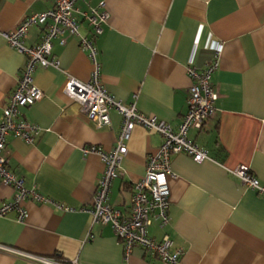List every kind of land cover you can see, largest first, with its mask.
I'll return each mask as SVG.
<instances>
[{
  "label": "crops",
  "instance_id": "crops-1",
  "mask_svg": "<svg viewBox=\"0 0 264 264\" xmlns=\"http://www.w3.org/2000/svg\"><path fill=\"white\" fill-rule=\"evenodd\" d=\"M54 7L53 0H0V31L10 32L27 16ZM80 36L90 27L80 13L105 12L107 20L94 39L103 88L124 106L165 122L176 130L187 112L191 80L188 66L199 72L215 59L210 83L215 113L188 138L208 159L194 162L186 154L170 156L167 179L168 224L152 222L149 237L167 236L181 250L177 264H264V194L240 184L228 170L246 166L264 185V0H78ZM39 26L31 27L23 45L36 46ZM52 41V57L61 71L37 68L32 81L43 98L21 111L39 133L28 144L6 138L7 167L27 190L76 209H89L103 164L83 149L109 151L120 116L96 128L63 94L66 75L87 82L91 61L68 34ZM25 55L0 39V117L21 77ZM162 138L135 127L121 161L122 176L112 182L109 203L123 216L130 212L133 183L143 177L150 155ZM13 191L0 184V203ZM25 218L11 211L0 217V245L41 257L77 264H166L134 247L125 260L121 242L108 225L92 224L87 211L61 212L50 203H23ZM0 264H31L0 251Z\"/></svg>",
  "mask_w": 264,
  "mask_h": 264
},
{
  "label": "built area",
  "instance_id": "built-area-1",
  "mask_svg": "<svg viewBox=\"0 0 264 264\" xmlns=\"http://www.w3.org/2000/svg\"><path fill=\"white\" fill-rule=\"evenodd\" d=\"M78 0H53L54 7L43 13L25 17L15 30L0 31V39L11 48L25 55L26 62L21 77L18 79L0 117V184L9 186L13 191L10 200L0 203V217L11 211L17 213V219L25 218L23 203L33 201L38 204L50 203L61 212L87 211L92 224L108 225L114 236L121 242L125 260L134 247L142 249L146 254L166 263L177 264L182 252L172 249L171 241L164 236L156 241L147 234L152 222L163 228L168 224L167 179L173 177L170 169V156L186 154L194 162L200 163L208 159L207 152L188 138L190 130H201L215 113L214 103L217 99L213 92L210 78L217 69V58L220 47L210 48L215 59L210 61L202 71L188 66L186 74L192 81L188 88L187 112L176 130L165 122L150 118L137 111L134 105L124 106L116 101L103 88L100 82V67L96 62L94 39L102 32L101 26L107 20L105 12L95 9L80 13L90 27L91 36L83 37L78 32V13L75 3ZM39 26L42 30L40 42L33 47H25L23 40L31 27ZM68 34L79 39L80 48L85 51L91 61L92 71L87 82H81L66 75L63 94L77 104L79 112L96 128L110 125L109 113L116 112L121 118L115 144L109 151L96 146L83 149L84 154H95L103 164V171L97 181L95 194L89 209L73 208L52 202L34 189L27 190L21 179L15 177L7 167L5 157L6 138L13 136L30 144L39 133L35 125L30 124L21 116L23 109L30 108L43 98V93L33 84L32 74L39 67L61 71L59 61L52 57V41L56 38L64 43L63 36ZM142 127L148 132L159 135L162 143L155 154L150 155L145 165L142 178L133 183L130 212L123 216L109 203L112 182L122 176L121 161L127 152V142L135 127ZM228 172L242 186L259 194H264V185L253 177L246 166H237ZM0 251L24 259L31 264H77L59 258L41 257L20 252L13 248L0 245Z\"/></svg>",
  "mask_w": 264,
  "mask_h": 264
}]
</instances>
